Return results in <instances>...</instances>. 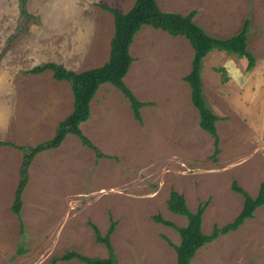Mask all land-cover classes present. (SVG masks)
<instances>
[{"label":"rangeland","instance_id":"374dc122","mask_svg":"<svg viewBox=\"0 0 264 264\" xmlns=\"http://www.w3.org/2000/svg\"><path fill=\"white\" fill-rule=\"evenodd\" d=\"M164 11L197 13L194 21L214 37L239 32L249 20L244 57L214 49L202 60L206 104L219 117V152L200 128L191 103L193 49L179 35L143 25L130 46L133 61L125 84L147 102L140 120L128 99L109 83L90 102V117L80 128L106 156L67 134L54 149L37 154L28 168L19 215L12 212L20 149L0 144V264H51L74 250L106 256L91 223L111 235L118 264H176V225L186 217L167 208L170 190L182 193L191 211L207 202L202 230L230 222L243 197L264 180V0H156ZM134 0H25L31 18L20 24L18 0H0V141L34 146L50 139L72 110L69 82L51 71L31 74L33 66L53 61L81 71L108 58L113 15L101 5L126 12ZM56 264H83L77 260ZM190 264H264V206L235 231L202 246Z\"/></svg>","mask_w":264,"mask_h":264},{"label":"trees","instance_id":"16d2710c","mask_svg":"<svg viewBox=\"0 0 264 264\" xmlns=\"http://www.w3.org/2000/svg\"><path fill=\"white\" fill-rule=\"evenodd\" d=\"M113 15L114 31L109 44L107 60L100 66L75 71L65 67L61 63L48 61L37 64L27 72L40 74L51 71L52 77L58 81H67L70 84L73 101L71 112L55 128L53 136L34 146H22L15 143H4L14 146L22 152V160L19 167V180L16 186L14 201L11 210L19 215L22 206V192L27 184L29 173L28 168L32 159L39 153L57 148L67 134L78 137L82 145L94 150L96 157L106 155L102 153L91 140L83 134L80 124L90 117V102L97 89L104 83L116 87L128 99L133 115L140 120V109L148 104L137 99L132 90L125 84L124 76L127 74L133 58L130 54V46L135 34L143 25H150L167 33L186 38L192 49L190 71L183 76V79L190 86V97L192 105L197 109L199 115V126L207 132L213 140V156L219 152V135L216 128V121L219 117L206 104L203 96L201 81V66L203 58L212 50L225 51L227 54H235L244 57L247 61L246 70L255 65L254 55L247 49V32L249 20L243 21L242 27L236 34L218 38L209 35L203 27L194 21L197 11L192 10L184 15L180 12L164 11L159 8L156 0H134L132 6L126 12L107 5H101ZM19 14L22 17L21 23L27 22L31 15L25 9V0H18ZM233 191L240 193L243 197L242 207L238 214L222 226L213 225L210 232L202 230V217L207 202L199 203L195 211H191L182 193L172 189L169 192L166 204L170 212L186 217V224L176 225L172 221L155 215L154 220L173 227L179 234L180 241L177 245L169 241L176 252V264H190L196 252L205 244L212 242L222 234L235 231L248 218H252L259 206H264V180L260 183L256 195L251 196L235 181L232 182ZM95 240L106 249V256H88L74 250L65 251L61 256L53 258L51 264L58 260H77L83 264H118V258L111 241V235L115 230L116 221L111 217L105 232L91 223Z\"/></svg>","mask_w":264,"mask_h":264},{"label":"crops","instance_id":"0c3cea01","mask_svg":"<svg viewBox=\"0 0 264 264\" xmlns=\"http://www.w3.org/2000/svg\"><path fill=\"white\" fill-rule=\"evenodd\" d=\"M213 51V50H212Z\"/></svg>","mask_w":264,"mask_h":264}]
</instances>
